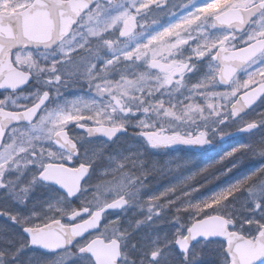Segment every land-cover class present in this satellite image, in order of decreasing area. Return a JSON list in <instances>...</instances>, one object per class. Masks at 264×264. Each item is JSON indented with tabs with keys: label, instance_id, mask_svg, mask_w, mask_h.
Returning a JSON list of instances; mask_svg holds the SVG:
<instances>
[{
	"label": "rangeland",
	"instance_id": "374dc122",
	"mask_svg": "<svg viewBox=\"0 0 264 264\" xmlns=\"http://www.w3.org/2000/svg\"><path fill=\"white\" fill-rule=\"evenodd\" d=\"M32 1L0 0V15L21 11ZM258 1L262 0H118L109 5H97L91 11L92 14L82 22V26L86 28L87 36L90 37L91 48H95L93 51L90 52L87 49L89 46L85 40H80V43L84 44L87 54L77 52L63 43L60 48L63 59L55 67V72L50 66V61L55 57L52 54L38 55L40 62L48 66L40 78L43 83H38L47 89L54 87V89L52 88L55 94L54 99L48 109L57 108L59 105L51 117H63V121L73 122L88 120L93 124L113 123L117 118L118 108L116 105L119 104V100L125 105L136 106L138 110H143L139 107L144 104L148 94L150 97L155 96L161 87V82H149L146 79L144 70L149 67L147 64L149 51L152 49L161 51L165 47L171 46L172 41L174 43L172 46H182L183 41L180 39L192 32H197L202 37V43L207 42V45L215 41L217 46L227 45L233 48L237 44L243 45L261 39L264 37V13L240 37H235L228 31H214L212 27L214 16L230 8L248 7ZM127 19L132 20L135 32L128 40L119 42L118 35L116 34L117 37L115 36L114 39L112 34L119 32L123 21ZM76 35L82 37L80 31H76ZM204 37L208 38L205 40ZM174 40H177L176 43ZM130 48H133L132 52H128ZM119 51H122V54L116 56ZM132 55L138 59L139 68L137 73L135 72L136 68H133L130 78L125 82H105L99 90H97V84L88 87L87 90L92 94L63 91L62 88L67 82L64 77L81 71L79 65L65 67V62L69 57L73 59L84 57V63H87L88 68L91 69L93 65L100 62L102 57H106L105 67H108L117 58L124 59ZM27 60L28 57L22 52L14 57L15 64L19 66L25 65ZM56 72L63 77L59 82L53 78ZM77 78L84 79L79 76ZM259 80H264V55L260 61L242 70L226 91H210V87H212L210 82H202L199 91L194 89L196 93H192L186 98L187 101L190 100L187 109L180 108L181 104L175 106L168 101H155L156 98L151 112L137 116L139 117L137 124L143 125L147 121V116L149 117V131L153 130L152 125L162 127L164 130H159L162 132L160 136L165 139L174 135L193 139L201 138L204 136L203 128L208 130L206 126L209 124L206 123L223 120L228 114V108L232 101ZM68 85H73V82H69ZM78 86L83 90L81 85ZM29 96L7 98L2 101L7 108H18L25 104L24 100H29ZM195 100L197 103H194ZM184 101L185 99H183ZM123 110H126V107ZM189 110V113L193 111L198 113L194 120L197 123L196 128H194L192 118L183 120V114ZM137 113L140 114L139 111ZM51 117L48 121L51 120ZM58 117H56L57 120ZM44 122L40 123L37 130L16 131L14 135H33L32 140L39 141L41 139L45 143L44 138L52 134V129L47 128ZM248 123H255L258 126L259 130L256 134L229 141L202 156L181 153L152 154L149 152L150 186L148 188L144 182H141V185L145 187L144 193L141 192L136 199H132L135 210L130 212L129 217L133 219V223H130L126 228L106 226L98 234L90 235L76 244L74 248L81 247L88 240L99 236L120 240L125 261H135H131L129 264H227L223 253L224 246L217 242L195 245L186 258L179 254L174 244L176 238L185 234V229L176 225L179 222L178 217L162 215L163 212L159 206L162 204L175 205L173 207L177 213L185 214V221L188 224L205 216L223 215L224 212H227L226 216L237 217L236 219L241 222L238 223L239 232L249 238L254 237L255 233L264 227V159L260 162L249 163L248 152L253 142L259 141L261 146H264V116L245 118L237 123V127ZM103 148L102 145L91 144L89 149L83 151L82 158L89 164H98L100 167L102 160H106L104 170L94 174L103 177L111 175L109 181L94 177L89 182V187L93 191L89 201L93 197L102 202L114 198L124 188L127 189V185L133 181V177L127 176V172L119 175L118 173L124 167L123 164L127 163L128 158L134 154L130 153L126 156L123 155L124 151L115 150L116 153L105 157ZM137 154L143 157L145 151L138 149ZM10 156H12L11 151L4 150L0 156V169L9 162ZM50 157L53 156L47 158ZM17 158L10 161L11 163L6 165L3 171H8V168L16 170L18 167L12 165L17 163ZM36 167V165L29 166L25 162L23 169L21 168V174L18 178L16 177L17 179L11 176L8 183H0L1 189L6 186L10 192L9 194L6 191L0 192L1 209L11 207L13 208L10 209L11 212L18 214V206L22 201L20 196L24 195V190L32 189L29 181L31 176L38 172ZM145 174L144 166L139 163L137 166L138 177L146 178ZM251 177L254 178L249 182L248 179ZM17 200L18 205L15 204ZM50 200L49 203H53L52 207L46 208V203L40 202V210L45 212L44 210L52 208V212L60 214L57 209H60L61 205L56 204L55 199L51 198ZM156 213L157 216H160L158 218L160 220L144 223L145 219L149 221ZM4 216L6 217L5 214ZM41 216L43 218L39 219L40 225H44V222L55 217L53 214L48 217L42 214L35 218ZM167 223L169 225H166ZM4 229V227H0V264H42V261L47 258L36 254L25 257L27 255L25 253L26 244L22 237L20 238L17 233L18 236H15L16 239H14L7 234L9 230ZM71 264H88V262L77 256Z\"/></svg>",
	"mask_w": 264,
	"mask_h": 264
},
{
	"label": "flooded vegetation",
	"instance_id": "af4514ba",
	"mask_svg": "<svg viewBox=\"0 0 264 264\" xmlns=\"http://www.w3.org/2000/svg\"><path fill=\"white\" fill-rule=\"evenodd\" d=\"M34 1L35 0H33L28 6H30ZM64 1H67V0H64ZM117 1L118 0H115L112 2H103L102 1V2L96 3L92 7L91 11L99 4H108L109 5V4H113ZM26 8H24V9H26ZM127 20L130 23H132L131 19H127ZM127 20L123 21V23L121 25V30H119V32L117 31L115 34H112V37L114 39H115L116 34L118 35V41L119 42L128 40L132 36L131 35V36L126 37V38L120 37V34L122 33V30H123L124 22ZM85 29L86 28L84 26H82V23H81L80 28L77 29V32L80 31V34L82 37L86 36L87 43H88L87 46H89L87 49H89L91 52L95 48H91V45L89 43L90 37L87 36V32ZM235 37H240V36L235 35ZM207 38L208 37H204L205 40ZM180 40L183 41L182 46L174 47V46H172L174 44L172 41V43L170 42L171 46L165 47L161 51L156 50V49H152L151 51H153V52L149 51V55L147 57V64L149 67L144 70L146 73V77H147L146 79L149 80V82H161V87L159 88V91L157 92V94L155 96L152 95L150 97L148 94L147 99L145 100L146 105L142 104L139 107V109L142 108L143 110H138V108L136 106L133 107V106L125 105L121 100H119V104L116 105L118 108L117 118H115V122H113V123L93 124V123L89 122L88 120H78L79 123H75V122L70 121V120L63 121V117H58V116H55V118L51 117L50 121L46 120L44 122L45 126L47 128L48 127L51 128V129L53 128L52 120H55V123L57 126L67 125L66 130L62 127L59 128L57 131V134L64 132L67 135V137L70 136L73 139L77 140L79 143V155H77L75 157L73 154L68 153L66 151H64L61 155H52L53 157L47 158L43 162V171L39 173L40 176L47 169L48 166L62 167L67 171L77 169L80 166H88L89 162L85 161L82 158V156H83V151H86L87 148L89 149V146L91 144L102 145L104 147L103 151H104L105 157H109V156L113 155L114 153H116L117 151H115V150L124 151L123 155H126V156L130 153L134 154V155H132L131 158H128L127 163L123 164L124 167L118 173V175H119L123 172H127V176H129V177L132 176L133 181L130 182L129 185H127V189L124 188L118 196L111 198V199H108L107 201L104 202L105 206H106L109 203L116 201V200H125L127 202V207H125L121 211H113V212L105 213L103 217H104V223L106 224V226L115 227V228H117V227L126 228L130 225V223H133V219L130 218L129 215H130L131 211L135 210L134 203H133L134 201L132 199L133 198L136 199V197L138 195V192L136 190L137 185L141 184V182H144V184L147 185L149 188V164H150L149 163V152H151L152 154H155V153L192 154V153H187V152L185 153L184 151H180V150L154 149L153 148L154 146H156L157 144L171 145V144H173V140L175 138H181L183 140H188V141H196L199 143L206 141V140H203L204 136L201 138L195 137L193 139V138H188L185 136L174 135L170 138L165 139V138L160 136V134L162 132H160L159 130H161V129L164 130L162 127H159L157 125H155V126L152 125L153 130L149 131V117L146 116L147 121L143 125H138L137 123L139 121V117H137V116L138 115L143 116L145 113L151 112L152 111L151 109L153 108V103L155 101H163V102L168 101L170 104H174L175 106L177 104H181L180 108L181 107L186 108L190 104V100L187 101L186 98L188 96H190L192 93H196V92H194V89L198 92L199 87L201 86L202 82H210V84L212 85V87H210L211 88L210 91H213V92H217L218 90L226 91L230 88V87L228 89L219 88V86L217 84V77H218L219 68H218L217 63L213 60V57L215 56V53L217 52V49L219 46H217L215 41L210 42L209 45L206 44L207 42L202 43V37L197 32L188 33V34L184 35V37H182V39H180ZM116 41H117V39H116ZM176 41L177 40H174L175 43H176ZM63 43L64 42L61 43V46ZM93 43H94V41L92 42V45H93ZM243 45H246V44H243ZM243 45L237 44L234 48L228 47L227 45H220V46H223L226 49H236V48L242 47ZM132 49L133 48H130L128 50V52H132ZM23 50H28L29 52H35L38 55L52 54L50 51H37V50H32V49H22L20 51L15 52L12 55V63L17 69H19L20 71H22L24 73H25V71L23 70L22 66L16 65L14 62V57L16 56V54L21 53ZM121 52L122 51H119L116 56L120 55ZM263 55H264V53L261 54L260 56H258L256 59H254L243 70H245L246 68H249L255 62L260 61L261 58L263 57ZM105 60H106V57H102L100 62L97 63L96 65H93V67L91 68L92 69V71L90 72L91 83H87V82H85L84 79L80 80V78L76 77L75 81H73V85H68L70 80H69V77L65 76L64 79L67 82H65L66 85L62 88L63 91L64 92L75 91V92H83L85 94H92L87 90L88 87H92V86L97 84V90H99V88L102 85H104L105 82H111V83L125 82V80L130 78L131 73H132L131 72L132 69L136 68L135 72L137 73V69L139 68L138 67L139 66L138 59L134 55L127 57V58H124V59H122V57L117 58L116 60L111 62V64H109L108 67H105ZM149 76L151 77L150 79H149ZM263 81L264 80L257 81L256 84L247 88L244 91L252 89L253 87L257 86L258 84L262 83ZM62 82H61V84H62ZM82 82H84V83H82ZM78 85H81L83 90L80 89L79 88L80 86H78ZM52 88L54 89V87H52ZM52 88H49V89L45 88L43 85L36 82V79L34 78L32 81H30L29 85L25 89L20 90L19 92L14 93V92H9V91H0V101H2L3 99H7V98H15L18 96L24 97V96L30 95L28 97L29 100H24L25 104L21 105L20 107H18V108H7L3 103H0V110L10 111V112H23V111L33 107L35 104H37L42 97V96H40V93L45 92V90H47V94H50L51 100L49 101L48 105L45 108V111H46L49 108V106L51 105L52 100L54 99L55 94L53 93ZM243 92H241V93H243ZM183 99H185L184 102H183ZM194 103H197V100H195ZM125 107H126V110H123ZM263 109H264V98L261 101V103L259 105H257L244 118H260V117L264 116V111H262ZM137 111H139L140 114H138ZM189 112H190V110L188 112L186 111V113L183 114V120L192 118L193 119L192 121L194 123V128H196L197 123H195L194 120H196V116H197L196 114H198V113L194 112V111L191 113H189ZM228 114H229V112H228ZM56 117H58V120ZM121 119H122V122H121ZM144 125H147V126L145 128H141ZM91 126L92 127L107 126V127H111L114 129H123L125 132L122 133L121 135H119L116 139H114L111 142H107V141L99 140V139L98 140H90V139H88L87 135L80 129V127H91ZM39 127H40V123H37L36 121H33V123H31V124L15 125V126L11 127L5 134L4 141H3L1 149H0V156L4 153L5 141L10 139L9 133L14 134V133H16V131H21V130H23V131L32 130V129L37 130V128H39ZM165 128H169V127H165ZM178 134H180V133H178ZM15 136L17 137V141L23 142V144L25 146L27 144L37 142V141L32 140L33 135L32 136L31 135H28V136L15 135ZM38 142H40L41 144H45L43 142V140H41V139H39ZM208 143H210V142H208ZM85 146H86V149H85ZM138 149H143V151H145V156H143V157L139 156L137 154ZM11 155L12 156H10L11 158H10L9 162L7 164H5V166L8 165L9 163H11L12 161H14L13 159L18 157L20 154L18 153L17 156H15L11 153ZM33 155H35V154H33ZM123 155H120V156L122 157ZM199 155H202V154H199ZM105 161H106L105 159L102 160V165H100V167L98 166V164H91L92 170H91V173H90L88 180H87V186L89 188V192H81L80 199L82 198L86 201H89V199H90L89 197L93 193V191L89 187V182L94 177L100 178L102 180H104V179L109 180L111 178V175H107L106 177H103V176H99L98 174H94V173H98L99 171L104 170L103 167L106 166V165H104ZM25 162H26L25 160L21 159L20 162L14 163L12 166L18 167L16 170H11L8 168V171H3L5 166L3 168H1L0 169V183H8L11 176L18 178V176L21 174V168L23 169ZM139 163H140V165L144 166V168L146 170V174H145L146 178L145 177L140 178L137 175V166H139ZM16 164L17 165L19 164V165L17 166ZM36 168H38V167H36ZM38 171H39V169H38ZM59 175L62 177H65L63 175V171H61ZM54 179L55 178H53V180ZM31 187H32V185H31ZM37 187H39V188H35V190L26 189L27 191H25V190L23 191L24 195L20 196V198H22V201L20 202V206H18V208H19L17 211L18 214L11 212L10 209H13L11 207L8 209L5 207L3 209L0 208V227L2 226L5 228L4 230H9V232H7V234L14 239H16L15 236H18V234H19L20 238L22 237V239L24 240V242L26 244L25 245L26 246V252L25 253L27 255L25 257H28L30 254H36V255H39L42 257H47V255H45L41 252H35V251H32L28 248L29 240L24 233L25 229H37L39 227L45 226V225H47L51 222H55V221H60L62 223V225L66 226V227L74 226L76 224H79V223L86 221L84 219V217H79V220L81 222L72 221V220H69L67 218H61L60 214L58 212H52L53 211V210H51L52 208L48 209V210H44L45 212H43V210H40V202H42L43 204L46 203L45 205L53 204V203H49L51 201L50 199L51 198L55 199L56 197H59L62 192L60 190H58L56 187H54L50 184H45L42 181H41L40 185ZM80 189H81V187H80ZM1 191H3V192L6 191L8 194L10 193V192H8V188L6 186L3 189L0 188V192ZM80 199L75 200L72 203H75L76 207H80V201H79ZM16 202L17 203H15V204L18 205V203H19L18 200ZM4 214L6 215V217L4 216ZM42 214L45 215L46 217H48L50 214L51 215L53 214L55 217L44 222V225H40L39 222L43 217L42 216L39 218H35V217H37V215H42ZM212 215H216V214H212ZM9 216H11V217H9ZM220 216L231 221L232 227L229 228V231L239 232L238 231V228H239L238 223H241V222L236 219L237 217H228L226 215H220ZM102 228H104V227H102ZM102 228H100V231L102 230ZM239 233H242V232H239ZM95 238L103 239L104 243H109L112 240L119 241L120 250H121V259H120L118 264H129L131 261L135 262L134 260H131L128 262L125 261V259L123 257L122 242L118 239H115V238H105V237L96 236V237L88 240L87 242H85V244H83L80 248L85 247L86 245L91 243ZM252 238H253V236H252ZM17 240L20 241L21 239H17ZM72 250L75 251L76 248H73ZM79 256L84 258L86 260V262H88V264H93L92 260L88 256H86V255H79Z\"/></svg>",
	"mask_w": 264,
	"mask_h": 264
},
{
	"label": "water",
	"instance_id": "95a60500",
	"mask_svg": "<svg viewBox=\"0 0 264 264\" xmlns=\"http://www.w3.org/2000/svg\"><path fill=\"white\" fill-rule=\"evenodd\" d=\"M113 0H35L23 11L0 15V91L12 92V89L21 88L26 73L17 69L12 63V55L22 49L37 51H50L46 45L59 33L61 37L69 31L72 22L75 21L87 5L89 9L98 2ZM264 12V1H260L250 7L229 9L213 20L215 30H230L236 34L247 31L251 23ZM134 28L128 21L124 23L121 38L130 36ZM63 42L62 40L60 43ZM264 52V38L250 45L227 50L220 47L213 60L219 66L217 83L222 88H228L235 76L253 59ZM30 83V81H29ZM28 83V85H29ZM27 85V86H28ZM24 86L21 90L25 89ZM264 97V82L253 89L240 94L230 105L229 110L234 121L246 116ZM45 97L42 96L37 104L23 112H10L0 110V122H6V132L15 125L31 124L34 119L30 113H35L40 108ZM21 117L24 119L21 120ZM90 140H104L111 142L124 133L123 129H114L107 126L80 127ZM256 131L254 124L246 125L236 131L220 138L225 142L237 137L252 134ZM0 137V149L4 141ZM65 140L68 139L64 132ZM70 143V141H69ZM211 144L187 141L179 138L173 140L171 145L157 144L154 149L181 150L191 153H203L211 148ZM75 147V145L73 146ZM68 152V151H66ZM70 153V152H68ZM75 157V153H71ZM63 171L65 177L60 176ZM88 166H80L74 170H65L62 167L48 166L42 173V182L56 187L61 192H76L81 187V179ZM57 176V177H56ZM53 178H55L53 180ZM97 211L92 218L66 227L60 221L52 222L37 229H25L24 233L29 240V248L48 255L44 249H57L64 247L71 237L78 238L76 244L91 234L98 233L100 228L101 213L121 211L127 207L125 200H116ZM231 221L220 216L205 217L193 222L183 237L175 241L176 250L182 255H187L193 246L200 242H220L224 245V255L227 264H264V228L257 231L254 239H249L237 232L229 231ZM75 244V245H76ZM74 245V246H75ZM73 246V247H74ZM81 255L91 258L93 264H118L121 259L120 243L112 240L104 243L103 239L96 238L91 243L81 248Z\"/></svg>",
	"mask_w": 264,
	"mask_h": 264
},
{
	"label": "clouds",
	"instance_id": "9594fccd",
	"mask_svg": "<svg viewBox=\"0 0 264 264\" xmlns=\"http://www.w3.org/2000/svg\"><path fill=\"white\" fill-rule=\"evenodd\" d=\"M91 14V10L86 5L85 8L82 9L81 15L75 21L72 22L71 26L69 27V31L64 33L63 37H61L59 33H57L52 38V40L49 41V43L46 45V47L55 57L50 61V66L53 72H55V66L63 59V53L60 51L61 40L66 46H70L73 50L87 54V49L84 47V44L80 43V40H85V42H87V38L86 36L78 37L76 35V31L78 28H80L81 23L84 22L85 19ZM22 54L28 57L27 63L25 65H22V68L27 75V79L24 80V85H22L21 88L12 89V92L14 93L19 92L24 86L28 85L29 81H32L34 78L37 82L43 83V80H41L40 78L48 68V66L43 65L40 62L37 53L29 52L28 50H23ZM68 65L81 66V71L79 73H72L71 75L66 73V75H69L70 82L75 81L76 77L79 76L84 78L85 82L91 83L90 72L92 71V69H89L87 63H84V57H79L76 59L69 57L68 60L65 62V67H67ZM53 78L56 79L57 82L63 79V77H61L58 72L55 73ZM40 96L45 97L43 103L35 113H30V115L33 116L34 121H36L37 123L49 120V118L52 116V113H54L59 107V105H57V108H50L45 111L46 106L51 100V96L50 94H47V90H45V92H41ZM0 103H4V101H0ZM23 119L24 118L21 117V120ZM52 124V134L44 138L45 144H41L37 141L34 143L27 144L25 146L23 142H18L17 137L12 133H9L10 139L6 140L4 143L5 151H11L13 155L17 153L20 154L17 158V162H19L20 159H23L28 165H36L38 167L39 171L34 173L31 176V180L29 181V183L32 185L33 190H35V188L40 185L43 179L39 175V173L43 171V162L47 159L48 156L61 155L64 151L79 155V143L77 140L73 139L70 136L67 140H65L63 135L57 134L59 128L62 127L66 130L67 125L57 126L55 120H52ZM7 126L8 124L6 122H0V137L4 136L5 128ZM74 145L75 147H73ZM91 170L92 166L91 164H89L88 172H85L84 176L81 179V189L77 190L76 192H68L65 190L60 194L59 197L55 198V203L61 205V208L57 209L60 212L61 218H67L72 221L81 222L79 220V217H84V219L87 220L92 218L93 215L101 209H103L105 212L109 210L105 207L104 202L97 201L95 197H93L91 201L81 199L80 207H76L75 203H72L73 201L80 199L81 192H89L87 180L91 173ZM45 207H52V204H47L45 205ZM97 227H106V224L104 223L103 213H101L100 222L97 224ZM68 239L69 242L62 248L44 249V251L48 255L47 258L42 261V264H71V262L77 256L81 255L82 252L80 247H76L75 251L72 250L78 238L71 237V235L69 234ZM65 258L67 259L65 260Z\"/></svg>",
	"mask_w": 264,
	"mask_h": 264
},
{
	"label": "trees",
	"instance_id": "16d2710c",
	"mask_svg": "<svg viewBox=\"0 0 264 264\" xmlns=\"http://www.w3.org/2000/svg\"><path fill=\"white\" fill-rule=\"evenodd\" d=\"M144 104L146 105V101L144 102ZM238 122L233 121L230 117V114H227L223 120H219V121L214 120L212 122L206 123L209 125L206 126L208 128V130L203 128V132H204V137H203L204 139L203 140H206L208 142L213 143L214 144L213 149H216V147H220V146L224 145L222 143H219V141H218L219 138L224 136L225 134H229V133L233 132L234 130H236ZM261 145L262 144L259 141L253 142L251 144L250 150L248 152L249 163L260 162L261 160L264 159V146H261ZM254 177H255V175H254ZM254 177L249 178L248 181L251 182L253 180L252 178H254ZM249 182H247V183H249ZM144 191H145V187L142 186L141 184H139V187L137 188V192H138L137 196H139L141 194V192H144ZM173 206H175V205L168 204L166 206V205L162 204V206H159V209L163 212L162 215L164 214V215H167L168 217H178L179 222L176 223V225H178L180 228L184 227V229L186 230L188 228L189 224L185 221V214H183L181 212L177 213V211L174 209ZM224 213H223V215H227V212H224ZM178 214H180V215L178 216ZM159 217L160 216H157V213H156L153 215L152 218L149 219V221H147L145 219L144 223H148V222L150 223V222L158 219ZM158 220H160V219H158ZM170 224L173 225L172 223H170ZM166 225H169V224L167 223Z\"/></svg>",
	"mask_w": 264,
	"mask_h": 264
}]
</instances>
